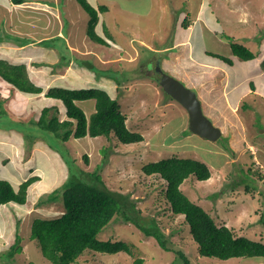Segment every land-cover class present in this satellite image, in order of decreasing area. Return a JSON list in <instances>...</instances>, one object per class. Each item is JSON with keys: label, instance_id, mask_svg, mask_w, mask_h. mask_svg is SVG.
Instances as JSON below:
<instances>
[{"label": "rangeland", "instance_id": "obj_1", "mask_svg": "<svg viewBox=\"0 0 264 264\" xmlns=\"http://www.w3.org/2000/svg\"><path fill=\"white\" fill-rule=\"evenodd\" d=\"M88 2L95 8L108 6V11L99 15L101 23L97 32L105 37L103 24L106 25L112 38L107 40L110 46L91 42L86 34L89 16L83 9L84 22L81 19L78 25L76 22L69 25L66 36L69 33V39L75 41L72 34L81 33L82 42H73L83 49L78 47V51L83 55L92 53L93 56L87 58L90 63L94 66L100 63L101 68L113 67L115 72L110 69L100 71L99 67L94 69L95 72L88 71L79 65L82 61L76 56L77 61L73 60L67 66L63 64L65 69L61 71L58 68L62 65L54 67L61 63L56 52L49 53L48 57L45 52L35 53L40 56L34 58L31 50L24 51L12 45H0V60L11 64L23 62L29 66L28 71L33 74L30 78L43 85L45 91L59 85L94 86L110 91L111 96L118 97L123 112L128 115V128L140 132L144 140L123 144L114 137L107 140L106 137L87 136L62 142L47 136L43 130L31 132L28 123L38 119L43 107L57 106L63 120L66 118L64 105L45 98L44 94L23 96L0 80V179L9 181L18 190L29 177H39L28 190L25 206L9 204L0 208V264H52L42 255L38 241L31 234V226L36 218L54 219L63 214L61 198L55 202L46 198L67 180L68 170L62 167L65 162L70 165L72 175L79 176L81 169L87 175L97 171L109 189L129 195L141 216L155 219L168 236V245L183 251L191 264H264V258L259 257L226 261L202 257L184 216L171 213L165 198V181L158 175L149 176L143 172L147 163L173 156L205 162L211 170V178L198 181L190 176L181 185L182 192L206 209L218 225H226L240 235L264 242V61L262 65L258 62L260 56L257 53L264 49V0ZM188 15L194 26L183 32L178 24ZM7 26L0 19V35L12 36ZM39 26H43L41 32L46 33L45 26ZM187 36L192 41L195 58L205 61L210 51H214L233 62L231 67L227 65L231 71V79L226 84L229 90L223 89V84L203 88L209 90L219 105L218 118H211L206 113L213 124L223 130L216 142L189 130L187 111L165 94L159 83L158 68H162L159 61L167 53L157 50L173 47ZM229 36L232 37L230 40ZM230 41L247 44L255 52V59L243 61L230 50L228 52ZM65 43L62 38L50 44L70 58L72 53ZM37 62L42 65L34 66ZM184 70L189 82L183 80V83L189 87L188 84L197 80L190 70ZM58 71L63 73L60 77ZM98 74L111 75L120 86L107 78L99 79ZM194 91L199 97L197 89ZM240 95L237 116L232 115L230 107H221L222 103L227 106L225 100L233 103ZM79 105L87 116L95 112L94 100L79 102ZM12 121L23 122L24 132L8 130ZM84 154L89 156L88 164ZM40 200H43L41 205L38 204ZM145 223L154 226L151 220ZM17 236L20 237L19 246L13 249ZM98 236L102 240L129 243L134 255L87 252L74 264H132L136 257L145 259L144 264H183L174 252L162 249L155 238L146 237L135 225L125 224L121 218L107 225Z\"/></svg>", "mask_w": 264, "mask_h": 264}, {"label": "trees", "instance_id": "obj_2", "mask_svg": "<svg viewBox=\"0 0 264 264\" xmlns=\"http://www.w3.org/2000/svg\"><path fill=\"white\" fill-rule=\"evenodd\" d=\"M10 2L14 5H22L25 0H10ZM76 2L89 16L86 27L89 39L109 47L110 44L107 40H112V38L108 34L106 25L103 24L105 37L100 36L96 31L100 22L99 15L106 13L108 6L104 4L95 8L88 0H76ZM189 16H186L178 24V27L186 30L190 22ZM228 39L231 38L228 37ZM49 44V41L42 43L47 47H50ZM230 47L234 56L243 61L255 58L254 53L243 44L230 41ZM211 56L232 65V61L224 56L216 54H211ZM78 60L83 63L79 64L81 67L91 72H95L96 67H99V63L94 66L87 58H78ZM59 62L61 63L54 67L61 65L63 67L70 63L69 58L66 57L60 58ZM33 65L40 66L42 63ZM111 68L113 67H99L98 69L100 71L110 69L112 73L116 71ZM100 77L102 75L98 76V78ZM108 78L118 87L120 86L116 78L111 75ZM0 80L9 85L13 91L17 90L28 95L44 94L45 98L60 101L64 105L66 118L63 120L59 117L60 110L57 106L43 107L38 119L28 123L31 132L36 129L43 130L47 136L55 137L62 142H68L71 138L80 139L87 136L91 138L106 137L107 140L114 137L123 144L140 143L144 140L140 132L128 128V115L123 112L118 97L113 98L104 89L52 86L45 91L43 86L32 81L26 64H11L4 60H0ZM87 100L95 101V112L90 116H87L78 104ZM12 123L8 130L24 132L23 122L12 121ZM83 158L88 164L89 156L84 154ZM103 159L106 160V157ZM66 166L68 168L67 180L46 198L50 202L61 198L64 207L63 214L54 219L36 218L31 226V234L38 241L42 255L52 264H74L87 252L110 255L123 252L133 256L132 245L129 243L122 240H102L98 236L107 225L117 218H121L125 224L132 223L146 237L155 238L162 249L174 252L183 264H191L183 251L168 245V236L163 233L155 219H144L141 216L129 195L109 189L101 176L97 175V171L87 175L81 169L78 176L72 175L68 162ZM143 172L149 176L158 175L165 181V198L170 204L171 213L174 216H184V222L189 226L190 236L196 242L198 252L202 257L217 258L222 261L239 258H264V242L262 240L250 239L236 233L234 229L226 225H218L206 209L194 203L182 192L181 185L190 176H194L198 181H207L211 178V170L205 162L173 156L147 163L143 167ZM37 181H39L38 176H31L23 181L16 190L9 181L0 179V207L10 203L26 205L28 190ZM42 203L43 200H40L38 204ZM148 220H151L155 227L146 225L145 222ZM19 239L20 237L17 236L13 249L18 248ZM144 263L145 259L141 257L134 258L132 262V264Z\"/></svg>", "mask_w": 264, "mask_h": 264}, {"label": "crops", "instance_id": "obj_3", "mask_svg": "<svg viewBox=\"0 0 264 264\" xmlns=\"http://www.w3.org/2000/svg\"><path fill=\"white\" fill-rule=\"evenodd\" d=\"M81 11H82V7L76 2V0H25V3L22 5L11 4L10 0H0V19H1V22H2V24H4V22H6V25L8 24L7 28L9 29V31L12 35V36L6 35V37H4L3 35H0L1 36L0 37V45H3V46L12 45L11 47L18 48L21 50L23 49L24 51L29 49L34 53L33 56L31 55V57H34V58L36 56H38V57L40 56V55H36L35 53H39V52L44 53L45 52V55H46L45 57H48L49 53L54 52V54H55V52H56L58 55V58H59V60H58V62H59L60 58L63 57V59H64V57H66V56H63L62 54H60L59 49L55 45L49 44L50 47H47V46L42 45V43L44 41H49L51 43L54 40L64 38L65 42H66L65 46L69 45V47H67L68 51L70 53H72V55L69 58L70 62L75 60V56L78 58L86 59L90 56H93L92 53H88V54L83 55L82 52L78 51V47H79V50L80 49L83 50V49L80 46L76 47L77 45L74 44V43H76L75 41H77L79 43L82 42L83 37H81V35H80L81 33L79 35H78L79 32H77L76 35L72 34L76 38L75 41L69 39V36H70L69 33H68V37L66 36V33H65L66 30L68 29L69 25L74 24L75 22L79 23L81 21L82 16H84V14ZM67 20L69 21V24L67 23ZM84 20H85V17L82 19L81 22L83 23ZM38 23H39V25L43 24L45 26L44 32H46V33L41 32V29L43 28V26L40 27L38 25ZM78 23H77V25H78ZM100 23H101V17H100L99 24ZM98 25H97V27H98ZM188 25L189 26L186 30L182 29L180 26H179V29H181L184 32V31H188V30L192 29L194 26L192 21H190ZM24 26L26 28H24ZM97 27H96V31H97ZM182 31H179V33ZM78 36H79V38H78ZM19 37H21V38H19ZM13 38H15L16 41ZM251 38L252 37H250L249 39H251ZM246 39H247V37H245V40ZM20 40H23V41H20ZM14 42L19 43V44H14ZM91 42H92V40H91ZM236 43H238V42H236ZM240 44H242V43H240ZM243 45L246 46L247 48H249L253 52V50L250 47H248L247 44L243 43ZM164 50H166L165 53H167V56L161 58V60L159 61L160 65L162 66V69L166 73L176 77L177 79L181 80L182 82H183V80H185L187 83L189 81L187 80L188 78H185V77H188V75L186 73H184V71H185L184 69L187 68V71L190 70L192 72V74H195V78H196L195 80H197V81L194 84H192V83L188 84L189 88L194 89V90L197 89V91L199 92V98H200V101L202 103L204 114L206 115V113H208L211 118L212 117L218 118V116H217L218 114L216 111L218 106H219V105L218 106L216 105V103L218 101H216L217 99H214L213 96H211L209 90L206 91L203 88H205L207 85L208 86L211 85L213 87L216 84L221 85V86L223 84V89L229 90V85L226 86V84L231 79V74H230L231 71L227 67V65L229 67H231L232 65L226 64L222 60L211 56V54H216V55H219V54L215 53L214 51H210V50H209L210 54L207 55V57H206L207 59L205 61L195 58L193 56L192 41H190L188 36H187L186 40L181 41V42H177L173 47H167V48L157 50V51L158 52H164ZM229 50L232 53L231 47H229L228 52H229ZM158 52H156V53H158ZM253 53L255 55V52H253ZM257 53H258V56H260L258 58V60H260V61H258V62H260V64L262 65V61H264V49L260 50ZM255 57H256V55H255ZM119 58L122 60L123 56L120 55ZM32 61H33V59H32ZM119 62H120V60H119ZM37 63H40V62H37ZM18 64H20V63H18ZM27 67H29V66H27ZM58 69L63 71L65 69V67L64 68L59 67ZM61 71L57 72V73H59V77L63 74V73L60 74ZM29 76L31 78L33 76L31 71L29 73ZM63 77H64V75H63ZM100 78L101 79H106V78L109 79L108 77H103V76ZM32 81L34 82L33 79H32ZM37 85L43 86L41 84H37ZM63 87L79 89L82 86L81 87H70V86L64 85ZM86 87L89 88L88 86H86ZM90 87H94V86H90ZM101 89H103V88H101ZM117 89L118 88L115 87V92H117ZM104 90H106V89H104ZM253 90H255L254 87H253ZM106 91H108V90H106ZM108 92L111 95L110 91H108ZM17 93H18V91H17ZM18 94H21L23 96L28 95V94H24L22 92H19ZM113 98H115V97H113ZM241 99H242L241 95L239 96L238 99H234L235 101L233 100L234 101L233 103H231L230 100L227 101L224 99L227 106H224L223 103L220 105H221V107H227V108L230 107V109L232 110L231 111L232 115L233 114L236 115L237 113H235V112L239 108V102L241 101ZM49 102H51V101H47V103H49ZM48 106H50V105H48ZM63 115H64V113H63ZM222 135H223V130H222ZM62 167L67 168L66 163H64ZM67 170H68V168H67ZM67 173H68V171H67ZM67 176H68V174H67ZM10 204H15V203H10ZM15 205H18V204H15ZM4 206H6V205H4ZM4 206H1L0 208H2ZM18 206H25V205H18Z\"/></svg>", "mask_w": 264, "mask_h": 264}, {"label": "water", "instance_id": "obj_4", "mask_svg": "<svg viewBox=\"0 0 264 264\" xmlns=\"http://www.w3.org/2000/svg\"><path fill=\"white\" fill-rule=\"evenodd\" d=\"M158 72L160 74V86L165 94L187 111L189 130L209 141L216 142L219 140L222 136V131L204 114L202 103L197 93L176 77L166 73L162 68H158Z\"/></svg>", "mask_w": 264, "mask_h": 264}]
</instances>
